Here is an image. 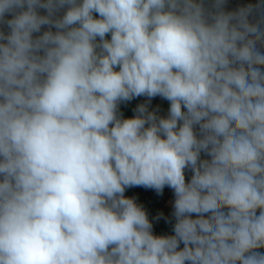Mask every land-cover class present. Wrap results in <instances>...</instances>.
Here are the masks:
<instances>
[{"label":"clouds","instance_id":"obj_1","mask_svg":"<svg viewBox=\"0 0 264 264\" xmlns=\"http://www.w3.org/2000/svg\"><path fill=\"white\" fill-rule=\"evenodd\" d=\"M229 3L0 0V264H264V0Z\"/></svg>","mask_w":264,"mask_h":264},{"label":"trees","instance_id":"obj_2","mask_svg":"<svg viewBox=\"0 0 264 264\" xmlns=\"http://www.w3.org/2000/svg\"><path fill=\"white\" fill-rule=\"evenodd\" d=\"M145 102H146V98H144V97L136 98V99H134V100H132L130 102H127L125 104H121L120 111L123 112V114H124V116L126 118L127 117H131V116H133L135 114L133 110L136 108V106L138 104H140V103H145ZM168 106H169L168 102L165 101V100H162L159 97L153 98L152 101H151V107L152 108L159 107L160 114H162V115L166 114ZM188 175L190 176V173ZM139 188H140V191L142 193V197L145 200V204L154 203L157 200V198L160 196L153 189H146V188H143V187H139ZM166 189H167V187L164 189V191ZM127 191L131 192L132 188L128 189ZM164 191H163V193H165ZM169 194L170 195H166L164 197V199H167V200L170 199L171 200L170 202H171V205H172V202L174 200L172 191ZM158 206H159L160 210H158L159 208L157 206H155L154 208H150L151 209L150 211H146L148 213V215H149V218L153 222L154 234H158V235H170V234H173L172 233V226H173L174 220H173L172 216H169V214H170L169 211L172 209V207H171V209H169V207L166 206L168 208L164 207V209L161 210V208L164 206V200L161 201ZM155 216L156 217H160V218L156 219ZM262 251H264V250H262Z\"/></svg>","mask_w":264,"mask_h":264},{"label":"rangeland","instance_id":"obj_3","mask_svg":"<svg viewBox=\"0 0 264 264\" xmlns=\"http://www.w3.org/2000/svg\"><path fill=\"white\" fill-rule=\"evenodd\" d=\"M230 3H232L231 1H230ZM233 5H242V4H246V3H244V2H242L241 0H237V3H232ZM231 4V5H232ZM189 174V173H188ZM187 174V175H188ZM139 191H140V189H138V188H136V187H134V188H132V191L130 192V191H127L126 190V193H125V195L126 196H130V197H133V198H135L136 199V201H137V198H139V196H140V194H139ZM172 190L171 189H169V188H167L164 192L165 193H163V195H160L158 198H157V200L154 202V203H149V204H144V209L146 210V211H150L151 209L150 208H154L155 206H157L158 208H159V204H160V202L161 201H163L164 200V206L161 208V210L162 209H164V207L165 208H168L169 207V209H171V207H172V205H171V200L169 199V200H167V199H164V197L166 196V195H170L169 193L171 192ZM157 197V196H156ZM166 206H168V207H166ZM156 207V208H157ZM158 210H160V208L158 209ZM172 210L173 209H171L169 212H170V214H169V216H171V213H172ZM162 212V211H161ZM161 214V213H160ZM159 214V215H160ZM158 215V216H159ZM154 217V216H153ZM152 217V218H153ZM156 217V216H155Z\"/></svg>","mask_w":264,"mask_h":264},{"label":"crops","instance_id":"obj_4","mask_svg":"<svg viewBox=\"0 0 264 264\" xmlns=\"http://www.w3.org/2000/svg\"><path fill=\"white\" fill-rule=\"evenodd\" d=\"M242 2H244V3H249V2H255V0H241ZM232 3H229V8L230 9H234L235 7H236V5H231ZM136 188H138V189H140L139 187H136ZM139 194H140V196H139V198H137V203H139V204H141L142 206H144V204H145V200L143 199V197H142V193H141V191H139Z\"/></svg>","mask_w":264,"mask_h":264},{"label":"built area","instance_id":"obj_5","mask_svg":"<svg viewBox=\"0 0 264 264\" xmlns=\"http://www.w3.org/2000/svg\"><path fill=\"white\" fill-rule=\"evenodd\" d=\"M232 3H237V0H230Z\"/></svg>","mask_w":264,"mask_h":264}]
</instances>
